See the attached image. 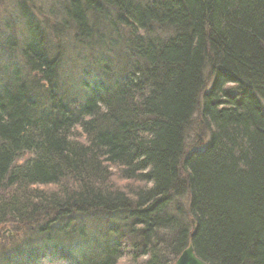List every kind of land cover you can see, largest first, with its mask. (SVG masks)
Here are the masks:
<instances>
[{"label":"trees","instance_id":"trees-1","mask_svg":"<svg viewBox=\"0 0 264 264\" xmlns=\"http://www.w3.org/2000/svg\"><path fill=\"white\" fill-rule=\"evenodd\" d=\"M32 1L0 25V264H264V0ZM66 43L116 63L72 81Z\"/></svg>","mask_w":264,"mask_h":264},{"label":"rangeland","instance_id":"rangeland-1","mask_svg":"<svg viewBox=\"0 0 264 264\" xmlns=\"http://www.w3.org/2000/svg\"><path fill=\"white\" fill-rule=\"evenodd\" d=\"M7 0H0V25H2L3 23H6V22H10V23H13L12 20L10 21H5V19L7 18V13L8 11H10V4H8V2H6ZM50 1L51 0H33L32 2H30L29 4H31V9H32V13L34 12L35 14H37V11L39 12L38 15L40 14V19L42 20H47L48 21V24H50L51 26H54L53 25V22H54V18L50 16L51 13H53V16L56 17V14L54 12V10L51 8V4H50ZM53 4V3H52ZM6 11V12H5ZM4 15H6V17L4 18ZM37 17V16H36ZM4 19V21H3ZM37 21V20H36ZM39 21V20H38ZM37 21V22H38ZM51 26H48L46 27V31L49 33L50 32V29H52ZM45 29V28H44ZM1 36V34H0ZM25 41L24 39H21V42ZM64 49H63V54L61 55V61L63 62L61 64V66H59V69L61 68V73H62V76L63 77H67L69 78L70 80L72 81H75L77 80V78H79L81 76V73H83V71H86V73H88V71L90 72V75L92 74L93 72V67H95L94 65H96L97 63L96 60H98L100 57H103L104 59H106V62L109 63V64H112V63H116L114 62V60H108L106 58V54H84L81 55L82 53L78 54V55H81V56H77V49L78 48H75L74 45L72 44H69V43H66L64 45ZM92 53V52H91ZM5 56L1 57L0 55V63H3L4 59L6 60V54H4ZM103 55V56H102ZM115 55V54H114ZM119 61L120 63L122 62H126L127 61V58L123 56L122 53H119ZM16 57L18 58L19 55ZM115 57H117V55H115ZM14 60H15V57H13ZM12 58V59H13ZM105 62V63H106ZM61 63V62H60ZM94 64V65H93ZM101 64V63H100ZM111 71H112V68H111ZM110 71V72H111ZM89 77H86L84 78V81L83 83H86L87 79ZM117 78V77H115ZM196 112H198V110H195ZM196 119V116L194 115L193 116V119ZM198 122V121H197ZM197 125L198 124H195V129L192 130L190 128V130L186 132V135H188L187 137V141H186V151H184L185 153H189L191 150H193L194 148H196V146H203L205 144V142H207L208 138L205 136H203L201 134V131L199 130V126H198V130H196L197 128ZM201 129V127H200ZM200 131V132H198ZM101 219V222L102 223H106L107 224V221L104 217L103 218H100ZM75 222V221H74ZM90 217L88 218V229L87 232H88V235L90 236V238H88L91 242L93 241V237L96 236L99 232V228L98 230H96L94 228V231H92V229H90ZM87 224V221L84 220V222L82 221H79L78 222V226L81 227L82 225H86ZM109 224V223H108ZM81 229V228H80ZM77 229H75L74 232H76ZM80 231V230H79ZM78 232V231H77ZM81 232V231H80ZM80 232H78L80 235ZM16 241H13V244H20L18 242L21 241V237L19 238V236H17L16 238ZM74 241V240H73ZM79 241L80 240H77L72 242L70 241L69 239H66L64 243H62V245H64V247L62 248V250L65 252V253H71L73 250H77L78 246H79ZM5 242H3L4 244ZM61 245V246H62ZM66 245V246H65ZM89 245H90V242H89ZM6 246L8 247H11L9 244H6ZM82 247V246H80ZM30 248L28 247L27 250H29ZM84 249V248H83ZM82 250V249H81ZM121 263L123 264L124 263V260L121 261ZM41 264H59L57 260H54L52 262H48V261H44L43 263ZM64 264V263H63Z\"/></svg>","mask_w":264,"mask_h":264},{"label":"water","instance_id":"water-1","mask_svg":"<svg viewBox=\"0 0 264 264\" xmlns=\"http://www.w3.org/2000/svg\"><path fill=\"white\" fill-rule=\"evenodd\" d=\"M192 228H194L193 221H192ZM173 264H208V263L195 254L192 243L191 241H189L187 243V246L177 256Z\"/></svg>","mask_w":264,"mask_h":264},{"label":"bare ground","instance_id":"bare-ground-1","mask_svg":"<svg viewBox=\"0 0 264 264\" xmlns=\"http://www.w3.org/2000/svg\"><path fill=\"white\" fill-rule=\"evenodd\" d=\"M4 230H5L4 233H7V232L10 231L9 228H5ZM69 264H70V263H69Z\"/></svg>","mask_w":264,"mask_h":264}]
</instances>
